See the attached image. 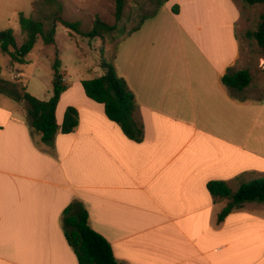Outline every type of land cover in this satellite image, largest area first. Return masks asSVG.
Returning a JSON list of instances; mask_svg holds the SVG:
<instances>
[{
  "label": "crops",
  "instance_id": "0c3cea01",
  "mask_svg": "<svg viewBox=\"0 0 264 264\" xmlns=\"http://www.w3.org/2000/svg\"><path fill=\"white\" fill-rule=\"evenodd\" d=\"M35 1L0 0V31L20 34V14L29 16ZM240 20L236 0H170L131 35L119 28L114 65L135 95L141 142L84 90L58 120L67 89L57 122L74 106L79 126L48 146L25 102L6 104L0 92V264H79L62 222L74 202L122 264H226L251 239L244 226L262 218L250 210L258 203L221 223L228 200L214 201L207 188L225 181L236 192L264 177V99L222 83L228 69L242 70ZM0 52L22 83L20 66Z\"/></svg>",
  "mask_w": 264,
  "mask_h": 264
},
{
  "label": "trees",
  "instance_id": "16d2710c",
  "mask_svg": "<svg viewBox=\"0 0 264 264\" xmlns=\"http://www.w3.org/2000/svg\"><path fill=\"white\" fill-rule=\"evenodd\" d=\"M128 0H116V23L110 25L100 18H96L93 29L89 32L81 31L80 22L66 20L63 15L65 5L61 0H37L33 3L32 13L29 16L20 14V34L14 30L0 31V48L10 57L12 66H24L29 64L28 57L38 41L41 39L47 47L55 45L56 30L59 24L63 25L80 36L90 39L116 37L119 25ZM163 7L170 0H150ZM244 4L254 6L264 4V0H241ZM158 8V9H159ZM173 11L178 12V7ZM157 11L143 19L142 23L129 32L128 35L138 31L143 23L154 17ZM19 36L23 37L21 44ZM247 36L254 39L264 54V14L255 32H249ZM106 73L92 80L81 81L85 95L92 101L102 104L109 120L117 123L123 133L133 141L141 142L144 136V127L141 119L135 118L138 110L134 93L130 90L126 80L120 77L113 63H105ZM60 60L57 57L53 63L54 95L49 101H42L26 91V86L19 88L17 85L0 87V92L16 102L24 101L30 127L41 135L42 142L53 146L59 132L63 134L73 133L79 126V111L74 106H69L64 114L62 125L57 122L56 112L62 95L68 87L63 82L60 73ZM5 83V82H4ZM222 83L237 92L249 88L252 76L249 70L233 71L228 69L222 77ZM207 188L214 201L226 199L228 204L219 215V222L225 219L236 209L246 203L264 204V177L242 184L236 192H233L225 181H211ZM63 230L70 247L74 250L79 264H122L113 253L111 244L102 235L95 232L89 224V214L80 202L72 203L63 212Z\"/></svg>",
  "mask_w": 264,
  "mask_h": 264
},
{
  "label": "rangeland",
  "instance_id": "374dc122",
  "mask_svg": "<svg viewBox=\"0 0 264 264\" xmlns=\"http://www.w3.org/2000/svg\"><path fill=\"white\" fill-rule=\"evenodd\" d=\"M67 7L63 17L71 22H80L81 31L89 32L93 29L96 18L114 25L116 0H63ZM237 7L241 11V20L238 25L241 54L239 66L242 70H249L252 83L245 97L253 100L264 99V54L254 39L247 36L249 32H255L264 14V4L249 6L241 0H236ZM166 5V4H165ZM164 5V6H165ZM163 6V7H164ZM159 6L150 0H128L123 15L122 23L119 25L120 36L125 32L137 28L147 16L153 15ZM162 8V7H161ZM18 29V25L16 27ZM117 35L103 41L100 38L90 39L78 35L59 24L56 30L55 45L47 47L42 40L38 41L28 60L26 66H20L23 82L12 81L13 71L6 64L5 56L0 52V87L12 88L17 85L28 87L27 92L42 101H49L54 95L53 63L58 57L60 60V73L68 78V89L73 93L62 99V107L58 111V120L61 110L67 104L74 101L75 91L82 93V87L78 85L81 80H92L106 73L105 63L114 64V56L117 47ZM23 37L19 36L21 44ZM5 82V83H4ZM8 97V96H7ZM12 98H6L4 102L10 103ZM2 101V98H0ZM21 108V107H20ZM257 176L250 175L245 179H255ZM250 210L254 216L262 218L251 219L244 226L251 233L250 240L242 242L228 252L229 261L226 264H264V204L252 205ZM226 253H223L225 255ZM231 254V255H230ZM221 255V256H223Z\"/></svg>",
  "mask_w": 264,
  "mask_h": 264
},
{
  "label": "built area",
  "instance_id": "2783aa9c",
  "mask_svg": "<svg viewBox=\"0 0 264 264\" xmlns=\"http://www.w3.org/2000/svg\"><path fill=\"white\" fill-rule=\"evenodd\" d=\"M63 82L65 83V78H63Z\"/></svg>",
  "mask_w": 264,
  "mask_h": 264
},
{
  "label": "water",
  "instance_id": "95a60500",
  "mask_svg": "<svg viewBox=\"0 0 264 264\" xmlns=\"http://www.w3.org/2000/svg\"><path fill=\"white\" fill-rule=\"evenodd\" d=\"M264 69V68H263Z\"/></svg>",
  "mask_w": 264,
  "mask_h": 264
}]
</instances>
